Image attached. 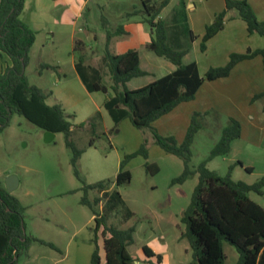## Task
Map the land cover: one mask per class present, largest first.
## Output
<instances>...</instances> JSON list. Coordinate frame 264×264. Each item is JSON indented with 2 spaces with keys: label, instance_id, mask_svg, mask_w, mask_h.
<instances>
[{
  "label": "rangeland",
  "instance_id": "obj_1",
  "mask_svg": "<svg viewBox=\"0 0 264 264\" xmlns=\"http://www.w3.org/2000/svg\"><path fill=\"white\" fill-rule=\"evenodd\" d=\"M213 1L216 0H205L201 5L194 0L201 6L190 12L186 0H169L161 11L167 26L168 43L179 47L190 45L187 60L197 58L202 72L225 64L209 65L208 62L212 63L209 59L214 55L210 52L201 54L199 42L191 45L188 34L192 28L203 30L200 20H208L205 7L215 6ZM140 7V0L25 2L20 18L34 30L35 40L24 73L29 84L47 95V104H60L66 114L71 115L70 138L82 153L77 160L79 179L71 163L73 153L65 144L63 133H54L47 140L45 131L17 113L11 115L9 125L0 132V186L7 190V177L14 175L17 178L16 187L9 193L24 207L26 235L54 246L33 241L15 264H91L95 222L92 208L81 202L84 195L90 201L100 197L101 201L94 209L105 216L107 225L119 229L134 226V241L126 250L135 264H157L155 258L144 254V245L165 259L168 257L165 264H194L192 249L187 238L182 236L186 230L182 217L198 181L196 169L220 139L222 129L233 118L230 116L238 117L242 136L231 142L227 155L210 159L206 167L222 176L229 173L231 179L246 183L256 182L264 176V96L251 99V103H243L245 105L241 107L242 110L248 107L254 113L258 108L260 115L254 120L232 111L209 109L207 114L201 112L202 126L190 147L189 168L192 172L183 182L172 183L184 169L183 159L161 149L154 141L151 127L181 143L198 105L187 102L153 121L150 127L138 128L129 118L115 125L103 106L106 93L86 89L74 69L75 62L81 52L84 53L89 78L95 75L101 83L109 85L111 81L103 61L106 31H112L121 23L131 26L133 34L113 36L108 50L116 54L135 47L141 57V66L150 71V74L134 78L128 86H142L168 72V67L163 64L170 63L169 60L145 48L153 36L149 25L141 21L140 14L127 16ZM195 16L197 20L192 24ZM76 40L82 41L77 43L81 51L74 49ZM216 60L219 62L220 58ZM142 146L146 148V156L139 152ZM126 155H132L125 165L130 180L118 185L115 177ZM145 163L156 165L158 170L151 172ZM245 167H250L251 171ZM100 182L105 184L104 189L84 188L87 184ZM248 195L264 208V186L261 194L250 191ZM101 231L100 227L96 236L101 264H104ZM223 249L225 264H236V248L224 241Z\"/></svg>",
  "mask_w": 264,
  "mask_h": 264
},
{
  "label": "trees",
  "instance_id": "obj_2",
  "mask_svg": "<svg viewBox=\"0 0 264 264\" xmlns=\"http://www.w3.org/2000/svg\"><path fill=\"white\" fill-rule=\"evenodd\" d=\"M140 1L141 7L134 8L127 16L141 15V21L149 25L153 34L145 48L173 63L175 69L172 72L142 86L129 88L127 83L131 79L145 76L149 72L141 68L136 48H128L116 54L108 50L109 41L113 36L127 34L122 23L112 31H106L103 61L109 73L111 81L109 85L101 83L95 75L89 78L85 71L84 53L81 52L75 62L76 72L88 91H102L108 94L103 106L115 125L122 119L129 118L138 128L150 127L153 121L171 112L178 104L192 100L204 80L228 76L235 64L242 60L260 55L264 68L263 47L245 53L233 52L224 65L210 67L203 76H200L194 61L184 63L182 60L190 45L179 47L168 43L167 26L161 17V11L169 0ZM224 4L225 8L206 25L200 41L201 50L206 48V42L223 27L226 13L232 9L246 22L250 34L257 33L264 37V22L257 18L247 0H224ZM23 8L24 0H0V56L6 55L10 60V65L5 66L0 72V132L9 125L11 115L17 113L43 131L63 133L65 144L73 153L71 163L74 173L81 179L77 170V160L82 151L70 138L71 115L66 114L60 104H47L45 101L47 95L37 86L29 84L24 73L30 61L29 54L35 40V32L20 18ZM188 34L192 42L194 38L192 31L189 30ZM76 41L74 49L80 50L77 43L81 44L82 41ZM263 96L264 90L256 93L252 101ZM207 113L208 111H205L203 114ZM201 117V112L192 113L181 143L173 136H163L151 127L154 141L160 148L183 159L184 169L172 183L183 182L192 172L189 168L190 147L196 132L202 126ZM240 134L239 121L230 118L229 124L222 129L220 139L206 160L196 169L198 181L182 217L186 225L182 236L189 242L194 264H225L224 241L236 248L238 252L236 264H264V208L248 195L250 191L262 193L264 176L256 182L246 183L231 179L229 173L222 176L206 167L210 159L227 155L231 149V142L239 138ZM139 152L146 156L144 146ZM132 155H126L120 162L115 177L116 184L120 185L130 180V172L125 165ZM237 164L241 165V162L237 161ZM145 165L151 172L158 170L154 164ZM231 168L232 165L229 166L230 170ZM245 169L251 171L250 167ZM104 186L105 184L100 182L96 185L87 184L84 188L104 189ZM99 201L100 197L97 196L92 201L88 200L86 195L81 198L83 204L92 208L95 222V247L91 253V264H101L102 261L96 236L100 227L104 264H135L134 258L126 250L134 241V226L119 229L107 225L105 216L94 209ZM23 212L24 207L19 200L0 186V264H15L18 256L26 251L33 241L54 247L51 243L26 235ZM142 250L147 257L154 256L157 262L161 260V255L155 254L149 247L144 245Z\"/></svg>",
  "mask_w": 264,
  "mask_h": 264
},
{
  "label": "crops",
  "instance_id": "obj_3",
  "mask_svg": "<svg viewBox=\"0 0 264 264\" xmlns=\"http://www.w3.org/2000/svg\"><path fill=\"white\" fill-rule=\"evenodd\" d=\"M52 1L56 3V0H52ZM207 1L210 0H206V2ZM247 1L251 5L257 18L264 22V0H247ZM25 2L26 0H24V6H25ZM197 2L202 5L205 2V0H197ZM186 4L188 5L190 12L197 11V9L200 8L201 6V5H197L194 2V0H186ZM213 5L215 6L209 5L205 7V9L207 10L205 11V14L208 17L207 18L208 20H200V23L204 26L203 30L200 29L199 31H195V29L193 28L191 30L194 35L191 45L194 46L196 42H199V50H200L199 52L201 54L207 55L208 52H210L212 55H214L212 59H209V61H212V63L208 62L209 65L217 66V65H222V63H226L229 60L230 54L233 52L245 53L248 50H255L264 47V37H262L257 33L250 34L247 30L246 22L238 16V12L236 10L232 9L227 11L226 20L224 22L223 27L206 42V48L204 50H201L200 41L204 34L206 25L210 24L213 21L215 15L225 8L224 0H216L215 2L213 1ZM196 18L197 16H195V18L192 17V24L196 22L197 20ZM124 30L129 34V36L133 34V29L131 26H124ZM189 54H190V49L183 56L182 59L183 62L189 63L194 61L197 66L198 73L200 74V76H203L206 71L202 72V68L197 58L187 60ZM217 58H220L221 62L220 61L217 62L218 61L216 60ZM145 59L147 58L145 57ZM139 62L141 66L140 54H139ZM7 65H10L9 58L6 55L0 56V72ZM163 66H165V68L168 67L169 70L166 73H162V75L158 77L170 73L175 69V65L171 62L164 63ZM141 68L148 71L146 68H143L142 66ZM148 72L150 74V71ZM133 79H131L127 83V86ZM136 87L139 86H133L129 88H136ZM263 90H264V68H263L261 56L256 55L252 58L245 59L236 63L235 66L231 69L229 75L226 77H221L214 80H204L197 89V91L195 92L194 98L192 100L178 104L171 112H173L176 108H181V106H183V104L187 102H193L196 103V105H198V107L194 108L196 109L195 111L205 112L208 111L209 109H217L219 111L223 110L226 113L232 111L233 114L236 113L237 115L238 113H243L242 114L243 117L249 116L251 120H254L256 115L257 117H259L260 115L259 109L258 108L257 110L255 109L256 110L255 111L256 114H255L248 107H244L243 110L241 109V107L245 105L243 103L246 104L251 103L252 97L256 93H259ZM107 97L108 94H106V98ZM187 113L188 112H186V115H188ZM240 115L241 114H239V116ZM230 117L238 119L237 116H230ZM241 136H242V130L240 137ZM152 258L155 257L153 256ZM167 259L161 256V260L159 262H157L156 260V263L165 264ZM101 260H102V256H101Z\"/></svg>",
  "mask_w": 264,
  "mask_h": 264
},
{
  "label": "water",
  "instance_id": "obj_4",
  "mask_svg": "<svg viewBox=\"0 0 264 264\" xmlns=\"http://www.w3.org/2000/svg\"><path fill=\"white\" fill-rule=\"evenodd\" d=\"M54 133L50 131H45L46 139L49 140L53 137ZM7 182V191L11 192L17 185V178L14 175H10L6 179Z\"/></svg>",
  "mask_w": 264,
  "mask_h": 264
}]
</instances>
